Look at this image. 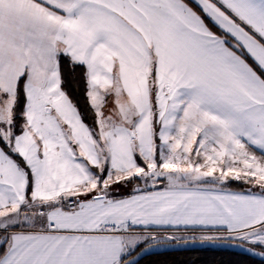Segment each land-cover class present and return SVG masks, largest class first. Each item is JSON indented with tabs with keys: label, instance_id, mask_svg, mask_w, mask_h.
Listing matches in <instances>:
<instances>
[{
	"label": "snow or ice",
	"instance_id": "snow-or-ice-1",
	"mask_svg": "<svg viewBox=\"0 0 264 264\" xmlns=\"http://www.w3.org/2000/svg\"><path fill=\"white\" fill-rule=\"evenodd\" d=\"M184 240L264 258V0H0V264Z\"/></svg>",
	"mask_w": 264,
	"mask_h": 264
},
{
	"label": "trees",
	"instance_id": "trees-1",
	"mask_svg": "<svg viewBox=\"0 0 264 264\" xmlns=\"http://www.w3.org/2000/svg\"><path fill=\"white\" fill-rule=\"evenodd\" d=\"M81 71V69H77L74 81L65 64L66 87L72 91L73 98L83 108L87 101L83 96L82 83H78ZM230 184L243 187L236 181H231ZM140 264H264V261L226 249L205 248L153 254L143 258Z\"/></svg>",
	"mask_w": 264,
	"mask_h": 264
},
{
	"label": "water",
	"instance_id": "water-1",
	"mask_svg": "<svg viewBox=\"0 0 264 264\" xmlns=\"http://www.w3.org/2000/svg\"><path fill=\"white\" fill-rule=\"evenodd\" d=\"M205 248H217V249H226L229 251H235L238 253H242L248 256H251L255 259L264 261V258H261L260 256L254 255L251 252H248L245 250V247H236L233 246V242H223V241H217V242H200L192 241V240H184V241H173L169 242L157 247L152 248L148 253H146L142 258H145L147 256L153 255V254H161L165 252H176V251H187V250H196V249H205ZM258 251L260 249H257Z\"/></svg>",
	"mask_w": 264,
	"mask_h": 264
},
{
	"label": "crops",
	"instance_id": "crops-1",
	"mask_svg": "<svg viewBox=\"0 0 264 264\" xmlns=\"http://www.w3.org/2000/svg\"><path fill=\"white\" fill-rule=\"evenodd\" d=\"M230 182H231V181H229V183L227 184V187H228L229 189H232V190H240V189H242V188L244 187V185H243V187H237V186H234V185L230 184Z\"/></svg>",
	"mask_w": 264,
	"mask_h": 264
}]
</instances>
